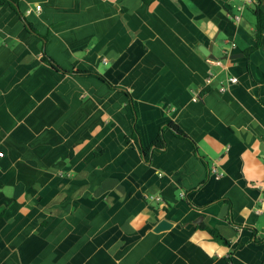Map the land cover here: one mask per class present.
I'll use <instances>...</instances> for the list:
<instances>
[{"label": "crops", "instance_id": "1", "mask_svg": "<svg viewBox=\"0 0 264 264\" xmlns=\"http://www.w3.org/2000/svg\"><path fill=\"white\" fill-rule=\"evenodd\" d=\"M241 5L19 0L38 35L0 6V264H264V33L246 56Z\"/></svg>", "mask_w": 264, "mask_h": 264}, {"label": "trees", "instance_id": "2", "mask_svg": "<svg viewBox=\"0 0 264 264\" xmlns=\"http://www.w3.org/2000/svg\"><path fill=\"white\" fill-rule=\"evenodd\" d=\"M148 3L151 2L152 0H145ZM18 2L19 0H0V6L4 5L5 3H9L10 5H12V7L14 8V10L18 13V15L20 16L21 20L24 22V24L26 25V27L34 34L38 35V33L36 32V30L33 28V26L26 20L25 16L22 14V12L20 11L19 7H18ZM251 10L253 15L255 16L256 19V26H255V33H254V37L256 40V44L249 48L248 50H246L245 54L246 56H249L252 52H254L255 50H257L259 48L260 45V40L261 37L264 33V12L261 8V0H253L252 2V6H251ZM42 59L49 63L52 67L58 69L59 71H62L64 73L67 74H71V75H93V76H97L100 79H102L103 81H106L101 75L97 74V73H93L90 71H79V70H75V71H67L65 69H63L57 62H55L52 58H50L49 56L46 55L45 51L43 52V56ZM171 132H173L176 136L180 137V138H186L189 139V137L185 134V132L180 129L177 125L175 124H167L166 126ZM165 146V140L163 138L162 132H160L158 138L153 142L152 146L147 149L144 150L142 148V150L146 153V161H149L150 158L147 155L148 152H150L151 148L156 150V149H162ZM201 230L206 231L207 233H209V235L216 241H220L222 243H224L225 245H229V242L224 239L220 233L214 229L208 228L206 226H201L200 227Z\"/></svg>", "mask_w": 264, "mask_h": 264}, {"label": "built area", "instance_id": "3", "mask_svg": "<svg viewBox=\"0 0 264 264\" xmlns=\"http://www.w3.org/2000/svg\"><path fill=\"white\" fill-rule=\"evenodd\" d=\"M241 2H242V5L239 6V7L237 8V10H238V14H236V15L234 16V20H235L236 22H239V21H240V19H241V15H242L243 11H244L247 7H249V6L252 5L253 0H241ZM40 9H41V6L38 5V6H37V10H40ZM230 47H231V48H236V44H235L234 42H231V43H230ZM209 62H210V64H213V65H216V66H221V65H222V62L219 61V60H209ZM212 79H213V75L210 74V75L208 76V78L206 79V81H205L204 87L200 88L199 91H198V93H202V92H204L205 89H207V87L212 83ZM230 81H231L232 83H236V79H235V78L230 79ZM193 100L196 102V101L198 100V97H195ZM211 172H212L213 174H217V173H218L217 168H216V167L212 168V169H211ZM148 198H149L150 200H153V201H158V202H159V201H162V198H161V197H158V196H149Z\"/></svg>", "mask_w": 264, "mask_h": 264}, {"label": "water", "instance_id": "4", "mask_svg": "<svg viewBox=\"0 0 264 264\" xmlns=\"http://www.w3.org/2000/svg\"><path fill=\"white\" fill-rule=\"evenodd\" d=\"M201 51L203 52L204 55L208 56V54L205 52L204 49H201ZM242 55H235L233 56L234 58H239L241 57ZM170 227V224L167 222V221H162L159 225H158V228H157V231L159 230H162V229H166V228H169Z\"/></svg>", "mask_w": 264, "mask_h": 264}, {"label": "rangeland", "instance_id": "5", "mask_svg": "<svg viewBox=\"0 0 264 264\" xmlns=\"http://www.w3.org/2000/svg\"><path fill=\"white\" fill-rule=\"evenodd\" d=\"M246 14L247 16H252L250 11L246 12Z\"/></svg>", "mask_w": 264, "mask_h": 264}]
</instances>
